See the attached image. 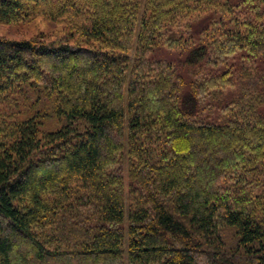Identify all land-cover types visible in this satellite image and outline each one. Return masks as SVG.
Wrapping results in <instances>:
<instances>
[{"label": "trees", "instance_id": "obj_1", "mask_svg": "<svg viewBox=\"0 0 264 264\" xmlns=\"http://www.w3.org/2000/svg\"><path fill=\"white\" fill-rule=\"evenodd\" d=\"M150 1L141 25L132 0H0L1 22L27 3L75 32L0 39L2 89L66 122H0V264H264V0ZM195 15L187 83L154 54Z\"/></svg>", "mask_w": 264, "mask_h": 264}, {"label": "rangeland", "instance_id": "obj_2", "mask_svg": "<svg viewBox=\"0 0 264 264\" xmlns=\"http://www.w3.org/2000/svg\"><path fill=\"white\" fill-rule=\"evenodd\" d=\"M241 0H236L239 2ZM136 3V8H139V17L137 23L145 25L148 23V20L152 16L151 8H153L150 0H132V3ZM132 3H128L132 5ZM22 6L25 8L22 15L19 19L11 22H1L0 21V39L7 41H28V40H45L52 41L55 39L63 38L69 39V37L75 33L74 31L68 28L63 27L58 23L57 20L53 19L50 16L42 14L39 10L36 9V5H28L27 3ZM234 15L237 18L243 17V20L251 18L250 14H246L245 7L240 6L238 3H235ZM69 8L74 7L71 2L68 4ZM118 6L121 7V0H118ZM130 6V5H129ZM39 8V7H38ZM261 8L264 9V3L261 5ZM21 14V13H20ZM196 14V13H195ZM252 16V15H251ZM187 19V20H185ZM202 20L200 15L190 16L182 18L180 20L179 30L175 29V32L179 33V36L186 43V47H169L161 45L156 52L155 57L162 60H166L177 65L180 73L187 80V83H190L193 80V71L194 69L187 66L188 56H185V53L193 45L195 41H190V38L186 32L189 23L199 22ZM230 20L224 19L223 22L228 25ZM178 23V22H177ZM166 24V25H165ZM179 26V24H177ZM164 26L168 27V21L164 23ZM207 27V22H202L196 27V29H205ZM189 41V42H188ZM71 42L76 44L79 42V39L75 36L71 38ZM83 45H86L83 43ZM4 85V83H2ZM37 93H28L27 86L18 85L16 88L8 87L2 89L0 86V122L7 121V119H17V120H26L29 117L37 116L38 120L42 123L41 132L42 135L59 131L66 124L65 120L59 118L56 115L55 109L56 105L54 102H43L42 99L37 103L38 98H35ZM128 143V142H127ZM125 152H129L126 149ZM126 154V153H125ZM126 172L128 174L129 163L125 157H123ZM259 174H255L251 179L254 197L260 198L264 194V171H260ZM262 175V176H261ZM127 186L129 184V178L126 177ZM264 204V203H263Z\"/></svg>", "mask_w": 264, "mask_h": 264}]
</instances>
